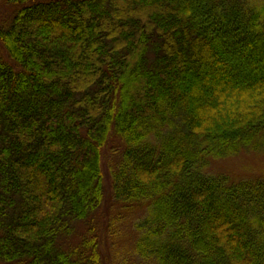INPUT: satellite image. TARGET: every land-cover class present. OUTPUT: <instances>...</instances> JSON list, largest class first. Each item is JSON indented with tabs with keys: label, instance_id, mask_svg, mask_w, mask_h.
<instances>
[{
	"label": "trees",
	"instance_id": "obj_1",
	"mask_svg": "<svg viewBox=\"0 0 264 264\" xmlns=\"http://www.w3.org/2000/svg\"><path fill=\"white\" fill-rule=\"evenodd\" d=\"M6 1L0 261L103 264L92 231L70 238L119 142L138 263L264 264V179L207 172L264 145V0Z\"/></svg>",
	"mask_w": 264,
	"mask_h": 264
},
{
	"label": "rangeland",
	"instance_id": "obj_2",
	"mask_svg": "<svg viewBox=\"0 0 264 264\" xmlns=\"http://www.w3.org/2000/svg\"><path fill=\"white\" fill-rule=\"evenodd\" d=\"M12 12L13 9L7 1L0 0V24L7 22ZM262 69L264 70V67ZM204 77L205 75L201 72L198 74L200 80H204ZM122 147L119 142L111 146L109 143L104 150L102 164L106 191L103 203L90 219L77 224V231L70 238V243L75 244L83 234L87 235V231H92L99 241L103 264H119L117 258L120 257L124 258V264H141L138 263V257L132 253L130 248L134 239L133 223L142 215V210L135 207L128 210L116 205L112 200L109 186L110 166H113L117 161ZM259 149L249 154L212 160L207 172L213 175L225 174L233 180L264 179V145ZM0 264L9 263L0 261Z\"/></svg>",
	"mask_w": 264,
	"mask_h": 264
}]
</instances>
